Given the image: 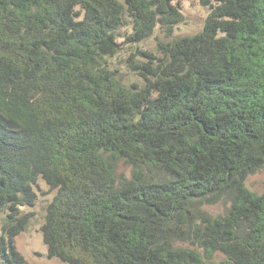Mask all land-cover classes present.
Here are the masks:
<instances>
[{"label":"trees","instance_id":"16d2710c","mask_svg":"<svg viewBox=\"0 0 264 264\" xmlns=\"http://www.w3.org/2000/svg\"><path fill=\"white\" fill-rule=\"evenodd\" d=\"M200 1L202 30L173 37L180 0H0V264H32L15 239L40 179L49 258L264 264L246 185L264 169V0ZM157 28L173 38L143 48Z\"/></svg>","mask_w":264,"mask_h":264},{"label":"rangeland","instance_id":"374dc122","mask_svg":"<svg viewBox=\"0 0 264 264\" xmlns=\"http://www.w3.org/2000/svg\"><path fill=\"white\" fill-rule=\"evenodd\" d=\"M182 4L185 21L181 23L175 30L173 37L191 35L202 30L205 19L209 14V8L203 6L200 0H180ZM173 37H166L159 28L156 29L154 34L141 43L143 48L155 51L157 49L158 41H168ZM128 48H124L117 56L116 65L120 69L121 78L127 84L132 82L143 83L139 77L133 74L125 66V59L129 55ZM129 173V171H128ZM40 198L38 203L34 206H22L21 211L31 212L36 214L32 219L30 226L15 239L17 249L25 256V258L32 264H67L59 258H49L48 249L43 242L42 232L40 230L45 215V205L53 198L55 191H50L49 186L40 179ZM246 185L257 193L264 191V169L250 175L246 181ZM209 211L214 214L222 213L225 206L222 204L207 206ZM0 233H1V220H0ZM223 258L219 255L217 259Z\"/></svg>","mask_w":264,"mask_h":264}]
</instances>
